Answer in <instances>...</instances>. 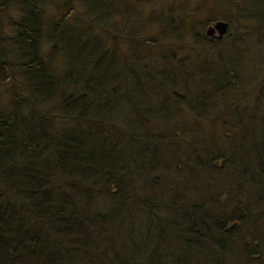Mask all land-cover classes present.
I'll return each instance as SVG.
<instances>
[{"label":"trees","instance_id":"16d2710c","mask_svg":"<svg viewBox=\"0 0 264 264\" xmlns=\"http://www.w3.org/2000/svg\"><path fill=\"white\" fill-rule=\"evenodd\" d=\"M8 1L24 58L0 52V84L23 77L0 102V264H264V58L243 61L264 53V0H59L62 72L39 0Z\"/></svg>","mask_w":264,"mask_h":264},{"label":"rangeland","instance_id":"374dc122","mask_svg":"<svg viewBox=\"0 0 264 264\" xmlns=\"http://www.w3.org/2000/svg\"><path fill=\"white\" fill-rule=\"evenodd\" d=\"M157 1V0H156ZM155 1V4L157 3V9L158 10H162L164 7V4L162 1L158 0L157 2ZM185 2V4H189L190 7L194 8L195 7V2H197L198 0H183ZM5 0H0V40L2 39H7L9 38L10 40H12V38L14 36H16V29L14 26V21H18V18L20 16V14H18L17 10H16V5L14 3H12V5L9 4V1L7 3V5L5 7H3L2 5L4 4ZM58 5L59 4V0H39V5L43 8V15H42V27H41V36L38 40L37 44V50L39 55H43L44 58L49 59L50 60V64H51V68L54 72H62V70L60 68H58L57 66H55V64H57V57L54 56V52L55 51H51V53L49 52V48H47L46 43H48V41L50 40V28H49V24L55 19V10L53 8L54 5ZM154 4V2H153ZM168 4V2H167ZM145 4H143L142 7H144ZM163 5V6H162ZM146 8H148L147 5H145ZM82 9V6H80L79 10ZM19 11V10H18ZM156 11V10H155ZM20 12V11H19ZM157 12V11H156ZM206 17V15L202 14L199 15V20H204ZM69 17H66V19H68ZM9 20V22H8ZM205 29V27L203 28V30ZM214 33H216V31H214ZM243 43L244 46H246L248 49V51H251L252 53L254 52L253 49H257V44L253 45L254 40L252 38H243ZM21 44H17L16 42H14L13 40L7 43V40L5 41V45H1L0 44V52L1 54L5 55L7 61L11 64V66L13 65L10 60L12 59L13 63L14 62H20L22 61V59L24 58L23 55L19 56L18 55V47H20ZM4 47L7 49L5 50ZM127 48V47H126ZM17 50V51H16ZM78 57L73 58L72 57V61L73 64H77L80 65L82 64V59L80 58L82 52L78 51ZM27 55V54H25ZM258 55L253 53L252 54V58L250 61H248L247 59H243L244 62L247 63V66L245 67L246 70H249V72H253V73H261L262 67H263V63L260 61V59L264 58V53L263 55H260L259 57H257ZM49 57V58H47ZM243 58H244V54H243ZM16 66V65H14ZM17 68V66L15 67ZM13 69L15 70V72L12 75L11 80H9V83H2L0 84V102L5 103L7 102L8 98L10 97V93H11V88L13 87V84L18 85V88L20 90H22V82L23 81V77L20 75L19 72H16L17 69ZM248 72V71H247ZM15 76V77H14ZM14 81V82H13ZM16 91V90H14ZM17 92V91H16ZM19 93V92H18ZM30 92V88L25 87L23 89V93H19L21 95H29ZM31 96V95H29ZM39 103V102H38ZM40 104V103H39ZM46 107L50 110H53L54 112H56V108H58L57 105V99L55 97H53L52 99L48 100L47 103L45 104ZM9 107H12V104H9ZM31 115L33 117H38L39 116V112L34 110V111H30ZM15 114L17 115V117H20L21 119H25L28 121V117L26 114V110H16ZM182 136H184L188 141L189 145L194 147L196 150H200L202 148V144L201 141L205 140V141H212V134H208V135H199V136H190L189 138L186 137V133H183Z\"/></svg>","mask_w":264,"mask_h":264},{"label":"water","instance_id":"95a60500","mask_svg":"<svg viewBox=\"0 0 264 264\" xmlns=\"http://www.w3.org/2000/svg\"><path fill=\"white\" fill-rule=\"evenodd\" d=\"M226 27L227 23L225 21L215 20L205 28L204 34L209 35L210 37L219 38L226 31ZM214 31H216V33H214ZM230 210L233 217L236 219L240 218L244 214L241 206L238 203L233 204Z\"/></svg>","mask_w":264,"mask_h":264}]
</instances>
